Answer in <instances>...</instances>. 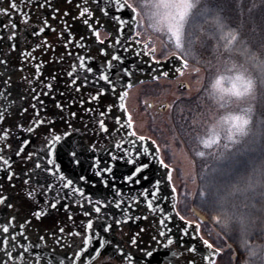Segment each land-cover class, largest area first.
Listing matches in <instances>:
<instances>
[{
    "label": "snow or ice",
    "instance_id": "6c2138e0",
    "mask_svg": "<svg viewBox=\"0 0 264 264\" xmlns=\"http://www.w3.org/2000/svg\"><path fill=\"white\" fill-rule=\"evenodd\" d=\"M233 3L0 0V172L22 197L13 202L0 183V206L14 212L0 220V264H85V255L94 264L102 252L118 264H215L222 249L192 236V221L161 203L177 189L165 191L173 172L162 171L169 164L157 141L138 134L130 115L125 122L115 114L116 107L126 110L123 89L133 86L130 79L144 65L179 78L190 60L204 62L210 73L201 77V68L194 69L206 111L191 127L201 124L195 154L214 160L212 173L224 185L223 193L217 190L222 211L213 220L226 230L236 227L243 264H264V242H253L264 240V110L257 115L253 103L264 97V0H250L246 20L244 0H236L235 22ZM75 20L87 34L77 36ZM149 29L163 36L167 70L151 68L162 61L153 42H144ZM46 31L56 34L62 54L44 38ZM97 42L104 45L97 66L87 62L95 56L69 50L91 53ZM45 50L56 55L37 60ZM206 52L214 60L202 61ZM12 53H18L15 62ZM67 57L75 62L65 67ZM48 64L58 66L46 71ZM202 223L192 231L199 233Z\"/></svg>",
    "mask_w": 264,
    "mask_h": 264
},
{
    "label": "rangeland",
    "instance_id": "374dc122",
    "mask_svg": "<svg viewBox=\"0 0 264 264\" xmlns=\"http://www.w3.org/2000/svg\"><path fill=\"white\" fill-rule=\"evenodd\" d=\"M234 1L236 2V0ZM129 2L143 3L144 0H129ZM249 4L250 0H244L245 16H248L247 8ZM144 36V42L151 41L157 48V58L165 59L166 52L162 43V34L149 29L144 33ZM195 67L197 66L190 63L189 69L185 74L175 81L159 79L135 86L128 91V99L126 101L128 113L132 118L137 133L157 141V145L161 149V158L164 159L165 163L169 164V168L173 172L172 185L177 189V211L184 215L186 219L192 221V223L198 221L191 211L193 208L192 202L197 198L199 191L198 175L183 143L174 131L172 116L170 114L155 115L147 109L146 103L168 101V103L172 104L175 99H188L198 94L197 89L201 85L197 83V77L194 72ZM200 76L206 77L205 71L202 69ZM179 81L186 82L190 89L185 92L179 91L177 88ZM134 108L136 111L133 110ZM194 208L202 212L199 208ZM218 233L219 235H217ZM201 235L208 239L214 248L222 249L215 264H243L246 258L245 255L238 256L235 249L231 251L228 248L227 239L220 234L213 223H202ZM233 257H235L234 260Z\"/></svg>",
    "mask_w": 264,
    "mask_h": 264
},
{
    "label": "trees",
    "instance_id": "16d2710c",
    "mask_svg": "<svg viewBox=\"0 0 264 264\" xmlns=\"http://www.w3.org/2000/svg\"><path fill=\"white\" fill-rule=\"evenodd\" d=\"M238 11L239 9L236 7V2L234 1L230 13L234 22L239 19L237 16ZM244 19L246 20L247 16L244 15ZM210 59L214 60V57L210 53H204L202 61H207ZM235 59L238 63L244 62V57L239 54H236ZM190 63L195 66H199L202 70H204L206 76L210 75V73H208L206 70L207 66L204 62H202L200 65H196L194 61L190 60ZM206 83L207 80L205 84ZM201 95L202 92H199L188 99L178 100L171 112L174 131L190 156L193 167L199 179L198 195L195 201L192 202V205L193 207L199 208L203 212V214L208 218V223H213L215 225L220 234H222L227 239L228 243L234 247L237 255L243 256V252L241 251L239 245L236 227L234 226L233 229L226 230L222 228L221 225L216 224L213 220V216L222 211L220 201L217 196V190L219 189L221 193L224 191L223 181H221L219 176L212 173V168L215 167V162L211 157L205 159L197 157L194 151V149L198 148L195 137L197 132L201 131V124L197 123L195 129H193L191 127L192 121L198 117L199 112L206 111V104L200 99ZM253 103L255 104L257 115H259L260 112L264 110L262 109V105H264V97H259L256 101H253ZM198 105H200V107H198ZM181 109L184 110L182 115ZM189 109H191V111H189ZM199 119L203 120L204 118L200 117ZM205 168H208L207 174L203 172ZM201 191H204L208 194L206 198H203L199 195ZM234 203H238V199L229 201L225 207L230 209ZM253 242L262 243L264 240H261L259 236H256L253 238Z\"/></svg>",
    "mask_w": 264,
    "mask_h": 264
},
{
    "label": "flooded vegetation",
    "instance_id": "af4514ba",
    "mask_svg": "<svg viewBox=\"0 0 264 264\" xmlns=\"http://www.w3.org/2000/svg\"><path fill=\"white\" fill-rule=\"evenodd\" d=\"M76 2H81V3H82L83 0H73V4H75ZM5 3H7V0H5ZM69 9H71V11H72L73 13H76V11H77V10L74 8L73 5H67V4H66V6H65V10H69ZM3 20H4V18H0V23H2ZM71 22H72L73 25H74V31H75V33L77 34V36H78L79 34H87V33H86V26L83 25L82 22H81L80 20H75V21H71ZM3 34H4L3 32H0V35H3ZM101 35H102L101 39H104V40H105V44H107V43H108V38H107V36H106V33L102 31V32H101ZM44 38H46V39L48 40V42H49L50 44H52V45L56 48L57 52H59V53H61V54L63 53L64 50L62 49V47H61V45H60V43H59V40H58L56 34H53V33H51V32L46 31V33L44 34ZM33 39L36 40V41L38 42V41L40 40V37H35V38H33ZM91 40H95V37H90V41H91ZM90 41H89V42H90ZM101 47H104V45H99L98 42H97V44H96L95 46L92 47V49H91V53L88 52L87 48H85V49H78V48L73 47V48H70L69 50L74 54V56H75V54H77V53H79L80 55H84V56H86V57H87L88 55L95 56V57H96V60H95V61H87V62H88V63H92V64H93V63H95V64H99L100 61H101V59H103L102 57H100V56L98 55V49L101 48ZM55 55H56V53H53V52H51V51H49V50H45L44 52H40V51H38V52L36 53L37 60H41V59H43V60H45V61H48V60L52 59ZM17 56H18V53H12V57H13L14 62H15V58H16ZM68 60H72V62H75V60H74L73 57H67L66 60H65V62H64V63H65V67L67 66V62H68ZM32 63H35V62H32ZM57 66H58V65L48 64V65H46V71H51L54 67H57ZM93 66H94V65H93ZM24 74H25V75H28L29 73H28V71H26ZM18 75H19V74H17V77H18ZM163 79H165V78H163ZM20 88H21L20 85H17V86H16L17 91H19ZM60 88H63V83H62V82L60 83ZM127 92H128V90H127ZM127 98H128V95L126 96L125 101L127 100ZM111 99H112V97H111ZM177 100H178V99L173 100V104L176 103ZM165 102L168 103V101H165ZM165 102H152V103H153L152 107H149V106L147 105V103H146V107H147V109H148L150 112H152V113L155 114V115H165V114H170V109H168V110H167L166 112H164V113H161V112H159V111L157 110V106H158V104L165 103ZM124 103H125V102H124ZM133 110L136 111L135 108H134ZM126 111H127L128 116H129L130 114L128 113V110H127V109H126ZM127 118H128V117H127ZM6 123H7V122H6ZM108 123H109V125H111L112 123H114V121H113V119H112L111 116H109V118H108ZM34 146H36V145H34ZM0 183H3L4 186H5L4 195L9 196L13 202H15V203H20L22 197L19 196V195H17V193L19 192V188H17V189H13V188L10 186V182L7 181V179H6V177L4 176V174L0 175ZM15 183H17V185H19L20 182H19V181H15ZM0 208H3V206H0ZM9 211H10V210H9ZM11 214H14V212H11ZM22 214H23V213H22ZM63 215H64L63 213L60 214L61 217H63ZM79 218H80V217H79ZM124 230L127 231L126 229H124ZM145 238H147V237H145ZM84 262H85V264H88L86 261H84ZM96 264H118V262L110 263L109 261L107 262V261H105L104 259H101V258H100V260H98V261L96 262Z\"/></svg>",
    "mask_w": 264,
    "mask_h": 264
},
{
    "label": "water",
    "instance_id": "95a60500",
    "mask_svg": "<svg viewBox=\"0 0 264 264\" xmlns=\"http://www.w3.org/2000/svg\"><path fill=\"white\" fill-rule=\"evenodd\" d=\"M101 2L103 3V0H101ZM145 59H147V58H145ZM93 65L94 66H97L99 64L93 63ZM171 66L172 65L169 63L168 64V67H171ZM151 68L167 70V68L165 67V60H163L162 63H161V65H159V66L154 65V64H151ZM157 75L159 76V78L163 77V75L160 74L159 71H152V70H150V65L149 64H146V65H144V70L143 71H138L130 79V82L132 83L133 86H135V85L141 83V81L142 82H145V81L156 80L153 77L154 76H157ZM176 77H178L176 74H172L170 72V74H169V76L167 78L175 79ZM181 85H185V86L184 87H181ZM177 88L180 91H188L190 89L189 85L186 82H179L178 85H177ZM128 89L129 88H126V89H123V90L127 91ZM112 99L116 101V105H119L121 103V101L117 97H112ZM124 102H125V100L123 101V103ZM152 105H153L152 103H148V106L149 107H152ZM168 108H169V104L168 103H163V104L158 105V111H160V112H165ZM115 114L117 116H120L123 121H125V122L127 121V115H126V111L125 110H121L118 107H116L115 108ZM148 143H151V140H148ZM153 147H155V146H153ZM169 170H171V169L170 168L169 169H162V171H169ZM2 174H4V173L3 172H0V175H2ZM171 188H172V184L170 183L165 191L166 192H170L171 191ZM89 191H91V189H89ZM125 191H127V189H125ZM173 197H175V199H173ZM161 203L164 204V205H167L168 208H171L173 213L176 212L175 207H172L173 204L176 205V194L175 193L173 195H171V196H168V199L166 201L161 202ZM141 210H143V209H141ZM192 212H193V214H194V216L196 218H198L199 220H201L203 222H207V218H206V216L204 214H202L201 212H199L195 208L192 209ZM10 214H11V212L8 209L0 208V220H3L6 216H9ZM77 219H79V217H77ZM176 219L178 220V218H176ZM143 223L146 224L147 221H145ZM169 223H171V222H169ZM180 223H183V222L180 221ZM196 224L197 223H192V225H191L190 232H191V235L192 236H200V233H196V232L192 231V229L195 228ZM125 229L127 230V228H125ZM185 239H188V237H185ZM192 244L194 246H199V245H202V241H200V240H193L192 241ZM229 249L230 250H233V246L232 245H229ZM185 255H187V253H185ZM193 255H195L197 261L200 260L199 253H195ZM217 256L218 255H214L213 256V260L214 261L216 260ZM100 258L101 259H104L107 262L109 261L110 263L118 262L117 259L109 258V255H106L104 252H102L101 255H100V257L94 261V264H96V262L98 260H100ZM84 261H86L88 264H93V261L90 260L87 255H85ZM202 264H207V262L204 261V262H202Z\"/></svg>",
    "mask_w": 264,
    "mask_h": 264
}]
</instances>
